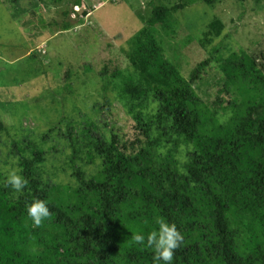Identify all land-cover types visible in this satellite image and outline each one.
I'll return each instance as SVG.
<instances>
[{"label":"trees","instance_id":"obj_1","mask_svg":"<svg viewBox=\"0 0 264 264\" xmlns=\"http://www.w3.org/2000/svg\"><path fill=\"white\" fill-rule=\"evenodd\" d=\"M199 1L214 8L220 0ZM186 4L151 2L128 40L129 66L99 74L98 111L118 102L132 134L90 115L34 136L0 122V264H153V251L131 237L156 230L160 217L184 236L174 264H264V53L214 45L224 24L213 16L201 31L211 58L186 78L157 32ZM55 25L63 32L74 22ZM213 58L223 75L205 100L193 85ZM14 169L29 182L18 196L5 185ZM35 198L51 212L40 226L26 212Z\"/></svg>","mask_w":264,"mask_h":264},{"label":"rangeland","instance_id":"obj_2","mask_svg":"<svg viewBox=\"0 0 264 264\" xmlns=\"http://www.w3.org/2000/svg\"><path fill=\"white\" fill-rule=\"evenodd\" d=\"M151 2H187L173 12L169 27L157 26L165 56L186 78L211 58L212 46L202 44L201 31L213 16L224 24L214 45L257 57L264 53V0H220L214 8L199 0H82L80 7L71 0H0V122L14 136L20 131L11 128L34 136L63 117L90 115L107 130L122 127L132 134L134 123L118 102L110 112L98 111L103 102L99 74L105 66H129L128 40L146 25ZM65 19L74 26L60 32L55 23ZM222 75L213 58L193 85L197 94L215 99Z\"/></svg>","mask_w":264,"mask_h":264},{"label":"clouds","instance_id":"obj_3","mask_svg":"<svg viewBox=\"0 0 264 264\" xmlns=\"http://www.w3.org/2000/svg\"><path fill=\"white\" fill-rule=\"evenodd\" d=\"M178 159L182 164L187 163L185 156L178 157ZM28 183V180L20 174L19 169H14L6 175L5 185L10 187L17 196L23 193ZM26 212L35 226H40L51 215L48 202L38 198L33 199L27 205ZM157 223L156 230L147 234L142 232L133 234L132 243L142 248L151 249L153 264H174L175 252L184 243V236L175 223H169L164 217H160Z\"/></svg>","mask_w":264,"mask_h":264}]
</instances>
